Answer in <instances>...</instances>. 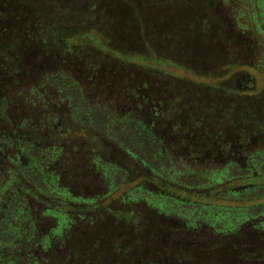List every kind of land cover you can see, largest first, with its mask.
<instances>
[{"label": "trees", "instance_id": "obj_1", "mask_svg": "<svg viewBox=\"0 0 264 264\" xmlns=\"http://www.w3.org/2000/svg\"><path fill=\"white\" fill-rule=\"evenodd\" d=\"M226 2L264 34V0ZM160 6L0 0V264H264V97L223 94L207 7L192 34Z\"/></svg>", "mask_w": 264, "mask_h": 264}, {"label": "rangeland", "instance_id": "obj_2", "mask_svg": "<svg viewBox=\"0 0 264 264\" xmlns=\"http://www.w3.org/2000/svg\"><path fill=\"white\" fill-rule=\"evenodd\" d=\"M160 1L161 6L155 9V16L158 23H160V27L166 23V20H169L174 24L175 30V27L180 26L185 19H188V31L194 34L196 29L197 31L200 30L199 23H203L204 12L199 9L200 7H207L208 13H213L219 18L218 26L212 27V46L219 47L221 50L222 53L218 57L217 64L227 71L219 79L221 81L220 86L222 83L220 89L228 91V94L233 96L234 99L240 97L241 91L249 96H252L250 93L253 91L254 97L255 94L264 97V38L252 29H242V24L240 26L237 24V12L234 3L226 2L227 0H172L174 5H163L162 0ZM260 20L264 23V16H261ZM203 30L198 33H202ZM197 40L199 39L188 36V48L191 49V46ZM193 54L194 56L191 55L190 57L188 74L179 69L173 70H176V74L179 76L188 77V98L197 102L200 98L209 99L215 95L214 85L216 83L208 77L209 72L213 69L211 66L212 60L208 58L202 60V54L197 55L194 52ZM232 63L237 64V67L230 69L224 65ZM221 93L222 90L219 94L221 95ZM223 94L227 93L224 91ZM254 97H250L253 98L250 100L253 101ZM262 131L264 132V130ZM254 139L253 142L256 144L264 142L263 133L262 136H255ZM197 258L202 262L206 260L213 264L218 262L230 264L228 255H197ZM234 263L245 264L244 260L238 259Z\"/></svg>", "mask_w": 264, "mask_h": 264}, {"label": "flooded vegetation", "instance_id": "obj_3", "mask_svg": "<svg viewBox=\"0 0 264 264\" xmlns=\"http://www.w3.org/2000/svg\"><path fill=\"white\" fill-rule=\"evenodd\" d=\"M258 33V31H256ZM264 38V34L261 35Z\"/></svg>", "mask_w": 264, "mask_h": 264}]
</instances>
